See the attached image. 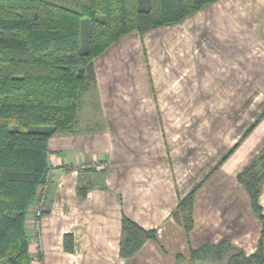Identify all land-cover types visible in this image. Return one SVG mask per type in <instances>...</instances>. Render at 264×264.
Here are the masks:
<instances>
[{"label":"crops","instance_id":"0c3cea01","mask_svg":"<svg viewBox=\"0 0 264 264\" xmlns=\"http://www.w3.org/2000/svg\"><path fill=\"white\" fill-rule=\"evenodd\" d=\"M251 5H258L254 13L251 7L252 22L264 27V0H251ZM205 7L195 14L201 15ZM187 24L185 33H192L193 28L197 31L196 28L201 29L206 23L200 20ZM179 25L154 29L141 39L145 50L142 55L151 66L150 77L155 84L144 81V72H133L127 77L128 72H103L94 64L101 131L48 140L47 148L52 152L50 181L45 190L38 233L34 221L40 203L32 204L26 218L30 250L33 247L35 253L39 252L37 264H217L211 260H192L191 251L205 244H216L223 238H228L246 256L255 251L262 223L237 181L238 173L257 154L251 156V150L238 147L236 154L216 171L219 177L214 180L217 176L213 174V180L209 179L196 192L193 228L189 235L172 217L178 200L201 179H193L191 175L190 152L186 157L185 149L178 150L181 156L176 161L166 127L186 123V119L190 123L191 102L187 116L186 107L183 116L181 112L176 116L175 111L178 107L180 110L181 104L174 102L169 106L163 102L161 105L152 94L153 89L158 93L161 88L160 79L154 77V72H158L156 68L160 69V65L155 64L157 61L173 66L169 70L161 69L166 74L191 72L190 40L184 39L181 46H177L180 51L189 47L181 56L176 49L173 52L169 49L171 34L163 36ZM257 38L263 40L258 44L264 47V34ZM254 45L251 43L252 47ZM223 46L225 50L221 54L216 51L221 68H209L206 72H224L222 68L226 72L238 71L240 61L250 60V53L246 52L247 47L251 49L249 43L246 46L233 40ZM168 74L164 78L169 81ZM164 85L167 86L161 88L164 92L171 93L175 89V84L170 82V87L168 82ZM186 91L190 92V88ZM118 125L139 127L125 131L111 127ZM170 137L176 140L175 135ZM90 185L92 188L80 197L77 187ZM123 216L145 230L156 231V239L146 241L130 259L119 254ZM68 234L73 237L71 253L63 249V237Z\"/></svg>","mask_w":264,"mask_h":264},{"label":"trees","instance_id":"16d2710c","mask_svg":"<svg viewBox=\"0 0 264 264\" xmlns=\"http://www.w3.org/2000/svg\"><path fill=\"white\" fill-rule=\"evenodd\" d=\"M217 1L0 0V264H33L26 218L33 203H40L36 213L43 216L52 154L48 140L101 131L100 105H96L97 118H79L83 97H97L94 59L131 32L143 37ZM263 116L264 112L204 180ZM79 123L87 127L80 129ZM204 180L180 198L172 212L187 235L193 228L194 198ZM237 181L262 223L255 251L246 256L223 238L192 250V260L264 264V216L259 203L264 149L238 173ZM91 188L77 187V193L83 197ZM121 232L119 254L125 259L132 258L146 241L156 239L155 230H145L126 216ZM63 249L73 251L72 235L63 237Z\"/></svg>","mask_w":264,"mask_h":264},{"label":"rangeland","instance_id":"374dc122","mask_svg":"<svg viewBox=\"0 0 264 264\" xmlns=\"http://www.w3.org/2000/svg\"><path fill=\"white\" fill-rule=\"evenodd\" d=\"M251 7H253L251 0H219L207 5L201 12L202 16L199 15L200 13L198 15L194 13L176 24H182V26L174 27V31L163 34V36L171 34L169 49L172 52L177 46H181L184 39L190 40L192 44L191 72H168L169 74H167L171 77L168 81L164 78L167 74L161 72V69L169 70L173 66L165 65L161 61L155 63L160 65V69L156 68L158 72H154V77L155 80L160 79L161 88L166 89L167 86L164 83L167 82L170 87V82L175 84V89L171 93L164 92L161 88L157 93L153 89L152 94L157 97L161 105L163 102H165L164 105H172L174 102H177L176 105L181 104L180 110L178 106L177 111L173 109L175 114L177 113L176 116L179 115V112L183 116L184 107H186L187 116L188 104L189 101L191 102L190 123L186 119V123L166 127L168 128L170 147L175 149L173 154L176 161L178 162L181 156L178 150L185 149L186 157L190 152L191 175L193 179L200 177L199 181L204 180L206 175L220 162L222 155L224 157L241 140L246 129L264 112V47L258 44L263 40L256 39L264 34V27H259L258 24L252 22ZM257 10L258 5H255L253 13ZM200 20L206 23L202 25L201 29L196 28L197 31H194L193 28L192 33H185L184 28L187 31L188 22ZM252 24H255L253 29L251 28ZM170 30L172 29L170 28ZM141 39L142 36L136 31L123 37L94 59L97 70L101 67L103 72H128L127 77L132 76L133 72H144V81L146 80L151 85L155 84L150 77L151 66H148L146 56L142 55L145 50ZM233 40H238L246 46L249 43L252 50L247 47L246 52L250 53V60L240 61L238 71L226 72V69L222 68L224 72H206L209 68L214 67L218 70L221 68L218 54L225 50L223 44L231 43ZM251 43L256 45L252 47ZM176 50L183 56L185 51H189V47L182 51ZM104 62L107 64L102 66ZM212 63H214L213 66L209 67ZM108 66L111 67L107 68ZM135 85L137 88L139 87L138 83ZM188 88H190V92L187 93ZM86 95L82 100L83 106L79 111V118H97L96 105L100 104V95L98 92L97 97H94L93 94ZM78 127L83 129L87 126L79 123ZM111 127L125 131L127 128L139 126L118 125ZM173 135L176 136L175 141L170 137ZM239 148L251 150V156L257 153L254 157L264 149V116L241 142ZM235 152L236 150L225 162L231 159ZM218 168L202 184L209 181ZM218 177L219 175L213 178L215 180ZM259 201L264 216V186ZM35 231L38 233L36 227ZM31 250L33 264H37L36 258L39 257V252L35 253L33 247ZM217 264L226 263L223 261Z\"/></svg>","mask_w":264,"mask_h":264},{"label":"built area","instance_id":"2783aa9c","mask_svg":"<svg viewBox=\"0 0 264 264\" xmlns=\"http://www.w3.org/2000/svg\"><path fill=\"white\" fill-rule=\"evenodd\" d=\"M36 217L40 219L41 215H40V212L39 211L36 213ZM37 218L34 221V226L38 229V227H39V220Z\"/></svg>","mask_w":264,"mask_h":264}]
</instances>
